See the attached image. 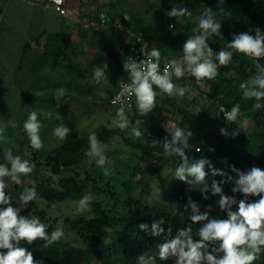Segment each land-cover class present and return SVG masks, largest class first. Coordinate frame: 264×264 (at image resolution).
<instances>
[{
  "label": "trees",
  "instance_id": "obj_1",
  "mask_svg": "<svg viewBox=\"0 0 264 264\" xmlns=\"http://www.w3.org/2000/svg\"><path fill=\"white\" fill-rule=\"evenodd\" d=\"M118 4L115 0H109L102 6L103 11H105V7L108 8L104 20L101 19L100 13L95 15L100 25L108 26L105 30L98 28L99 38L97 44L100 46L99 49L105 50L104 55L113 57L116 63V68L112 74L104 68L110 82L107 86L108 98L102 102V105L107 108L117 109V106L113 105L110 100L116 93L119 79L127 77L122 64L128 56L129 45L136 35L142 34L149 41L150 44L146 48L147 52L152 47L160 50V62L173 59L179 61L183 56L184 43L190 36L196 34L193 29L198 27L199 21L194 19H199L206 8H211L212 15L222 22L224 39L214 36L209 39L208 43L217 54L221 49L232 51V60L226 67L218 69L219 75L215 80H206L209 86L207 94L218 99V106L211 116L197 115L182 109V118L177 122V127L193 132V136L189 139V147L185 149L190 161L195 162L204 158L211 162V167L206 164L204 168L205 172L208 173L206 179L209 184V199L204 200L199 191L188 192L190 186L182 182L174 190L168 186L166 187L168 197L166 196L165 200L169 199V204L140 202L123 211H113L89 184L90 174L86 173L87 178H79L73 173H61L57 168L58 166L54 164V174L60 176L57 182L61 187L59 192L61 198L80 200L85 194L91 193L94 199L90 204L92 210L90 218L80 217L79 219L70 220V224L77 231L78 236L84 240L83 245H75L62 239L51 244L48 248L42 247L44 241L41 240H37L32 245H28L24 241L21 242V246L27 247L29 251L33 252L36 260H43L44 264H92L94 261H99L101 264H137L138 255L144 252L156 254L157 244L162 242L163 237L151 236L150 228L151 224L161 217L166 222L162 227L167 231L170 226L173 236L178 229L191 226L194 238L198 239L196 232L200 225L191 222L189 219L190 209L186 211L184 206L189 195L194 202L205 207L201 212L206 211L207 205L210 204L212 205L210 217L226 218V213L221 212L216 203L218 197L211 195L210 185L212 179H221L219 176L212 177L211 168L222 170L234 178L223 187L226 195L237 200L244 197L240 193L231 191L233 187L237 186L235 180L239 178L237 172L231 170L232 166L245 174L254 166L264 170V107L259 110L255 109L254 104L257 101L255 99H244L243 91L240 88L242 82L250 80V78L261 73L256 68L254 60L228 48V42L232 40L233 33L250 32L254 34V29L260 28L262 34H264V0H225L223 4H218L217 0H174L172 7L186 6L192 12V16L169 18L163 13L155 20L156 16L154 14H152L153 17L148 14L150 12L149 8L146 9V14L140 15L138 11H133L130 8H119ZM126 14L129 16L127 17ZM118 18L126 33L133 35V37L129 35V41L124 44L117 40L118 35L114 24ZM170 24L175 25V27L169 29ZM69 35V32L50 34L44 43L42 54L32 65L31 74L35 78L33 85L39 84L40 93H48L52 89L50 88L52 82L57 81V77H55L49 79L50 83H45L47 72L45 68L50 65L54 71L57 70L59 58L65 56V53L61 51L63 40ZM36 42L40 43L39 39H36ZM27 47H25V50ZM260 63L264 66V60H261ZM22 66L23 63H21V68ZM79 69H77L75 63L71 62L69 69L62 72L61 78L66 79L67 91H70L69 84L78 82L81 73ZM115 75L117 79L111 86V80L114 79ZM57 85L58 83L55 82V86ZM249 87H251V83H249ZM52 90H54L55 95L58 93V90ZM40 93L36 97L37 104L32 111H35L36 106H40L41 102H55L51 96L46 98L45 94ZM163 100L166 101L168 98L163 97ZM259 103L264 104V100L259 101ZM235 104L240 105L241 115L236 123L229 124L224 120L220 108L223 106L226 110H231ZM69 107L70 103L65 102L60 106L57 105L55 109L56 111L66 112ZM134 115L138 117L136 110ZM213 123L217 124L216 129L211 127ZM66 127L71 129L70 135L61 142L55 153L46 152L45 159L47 163L53 160L60 166L80 168L88 151L84 141L88 140L90 133L80 134L75 125L72 124ZM151 128L153 131L151 137L144 135V137L132 140L125 137L126 143L130 146V154L123 148H116L117 150L112 152L111 157L110 153L106 154L111 162L108 168L114 172L111 177L117 185L120 197H125V200L126 195L133 187L135 177L144 170L142 161L151 164L147 159L151 157L156 160L157 164L168 163L170 160L178 164L181 162L177 156L166 158L163 155V142L165 138L170 139V131L168 132V129L163 125ZM221 128L227 130L229 133L227 137L221 134ZM238 129L239 134L233 137L231 134ZM95 132L103 145L110 142L113 136L119 133V130L115 127L104 126ZM198 148L201 151L197 152ZM210 149H214V151H210ZM36 164L41 165V161H37ZM100 176L104 177L105 175L101 172ZM159 177L163 179L161 174ZM33 181L37 187V199L50 201L58 196V189L55 185L49 183L46 178L38 180L33 175L30 182L16 185L13 191L14 198L19 200V193L24 187H30ZM248 199L253 202L258 197H249ZM34 202H31L27 209L22 210L21 214L32 217ZM39 214L41 221L48 225L47 231L51 234L56 229V221L50 217H45V211L43 210L39 211ZM141 223L149 226V232L140 230L139 225ZM157 264H172V261L157 260ZM255 264H264V253L260 254Z\"/></svg>",
  "mask_w": 264,
  "mask_h": 264
},
{
  "label": "clouds",
  "instance_id": "obj_2",
  "mask_svg": "<svg viewBox=\"0 0 264 264\" xmlns=\"http://www.w3.org/2000/svg\"><path fill=\"white\" fill-rule=\"evenodd\" d=\"M60 2L62 0H57V3ZM224 2L225 0H217L218 4ZM212 12L211 8L204 10L199 18L198 27L193 29L196 34L190 36L183 45L182 58L179 61L176 59L168 61L163 73L160 71L161 52L155 47L147 53L141 50L144 58L139 61L132 56L124 59L122 67L128 79L127 82L123 79L118 81L119 91L111 101L113 105H118L116 117L111 121L113 127L121 131L130 129V136L139 139L143 135L144 121L139 118L130 120L126 110L133 107V101L137 116L146 117L157 106V89L161 96H184L185 89L173 83V76L179 79L187 73L199 84L204 80H215L219 75L218 69L226 67L231 62L232 51L221 49L217 54L208 43L214 36L224 39L222 22L214 17ZM165 15L169 18L191 17L192 12L186 6L172 7L165 12ZM101 19H105L104 13H101ZM168 27L172 29L175 25L170 24ZM232 36V40L228 42V48L254 60L256 68L261 73L240 84L243 98L255 99L257 103L254 104V108L259 110L264 107V104L259 103L264 100V66L260 63L264 60V34L260 28H256L254 34L240 32L233 33ZM101 82L105 86L110 83L104 68L96 66L90 83ZM58 92L59 97H63L66 90L61 88ZM220 111L229 124L236 123L241 115L239 104L233 105L231 110L221 106ZM9 126L16 128L18 123L13 120L0 125V139H3L4 132ZM42 127L37 112H30L23 124V129L34 151L44 147L40 136ZM220 132L226 137L229 135L225 128H221ZM70 133L71 129L64 124L53 129V135L61 141L66 140ZM238 134L239 129L231 135L235 137ZM192 136L191 130L173 126L170 139H164L163 155L166 158L179 157L181 162L175 169L174 178L189 185L188 192L199 191L203 199L208 200L209 184L206 179L208 173L204 168L206 164L211 167V162L204 158L195 162L190 161L185 149L189 147V139ZM88 141L89 149L86 155L90 158L89 162L94 160L96 165L103 169L105 176L113 175L114 172L106 167L111 162L94 130L90 132ZM196 151L199 152L201 149L198 148ZM3 160L4 162H0V264H44L43 260L37 261L33 252L27 247L21 246V242L32 245L37 240H41L44 241L42 247L48 248L64 237V229L58 226L49 234L48 225L44 224L39 217L21 214L22 210L27 209L29 204L37 199L36 184L33 181L30 187L23 188L19 193V206H17L13 195L7 191L8 180L15 185H21L22 177L30 175L35 165L19 155H14L11 149L4 153ZM231 170L237 172L239 177L235 180L237 186L231 191L240 193L243 199L237 200L226 195L223 185L234 178L222 170L211 168L212 177H221L220 180L212 179L211 195L218 197L216 203L219 210L226 213V218L210 217L212 209L210 204L207 205L206 211L201 212L198 204L189 195L184 206L186 211L190 209L191 222L200 225L196 232L199 238H194L191 226L178 229L173 236L170 226L167 231L162 227L166 222L161 217L153 222L150 228L151 236L163 237L162 242L157 244L156 254L144 252L138 255L137 264H157V260H171L172 264H255L260 254L264 253V170L255 166L247 174L239 172L235 166H232ZM48 175L53 182L60 179L59 175H54L52 172ZM249 197H258V199L250 202ZM93 199L91 193L82 196L77 202L76 213L90 211ZM234 206H236L235 209ZM139 228L149 232L147 224L141 223Z\"/></svg>",
  "mask_w": 264,
  "mask_h": 264
},
{
  "label": "rangeland",
  "instance_id": "obj_3",
  "mask_svg": "<svg viewBox=\"0 0 264 264\" xmlns=\"http://www.w3.org/2000/svg\"><path fill=\"white\" fill-rule=\"evenodd\" d=\"M108 1L109 0H93V2L82 11L83 14L75 17V23H78V28L75 32L69 29V37L64 38L61 51L65 53V56L59 58L57 70L54 71L50 65H47L45 68V71H47L45 83H50L49 79L57 77V81H53L50 88L55 90L63 88L66 92L63 97H59L58 91L55 95L52 89V91L50 90L48 93L39 92L40 94H45L46 98L51 96L54 98L53 100H55V102L43 100L44 102H41L40 107L36 106L35 110L39 121L43 125L40 131V136L44 143L43 149L34 151L30 147L28 136L25 131L24 144L15 143L11 148L9 147L14 155H19L22 159L29 160L35 165L34 171L30 175L22 177L23 183L30 182L33 175H35L38 180L46 178L49 183L55 185L58 189V196L53 200L47 201L41 198L35 200L32 216L39 217L41 220L39 211H45V217H50L56 221L55 228L58 226L63 227L64 237L61 239L75 245H83L84 240L78 236L77 231L70 224V220L79 219L80 217L90 218L92 216V210L90 207V211L77 214L76 208L79 200L60 197L59 192L61 191V187L58 182H53L48 175L49 172L55 173L53 170L54 164L58 166L57 168L61 173H73L79 176V178H87L88 175H86V173L90 174L88 179L89 184L92 185L93 190L97 191L96 193H98L105 203H108L113 211H123L140 202L148 204H169L170 200H165L166 196L168 197L166 187L168 186L174 190L182 183V181L174 178L175 169L179 165L177 162L170 160L168 163L157 164L154 158L148 157L147 159L151 164L145 161L141 162L144 170L135 177L133 187L130 189L128 195H126L125 200V197H120L117 185L111 175L101 177L100 174L101 172L103 173V169L98 167L94 160L89 162L90 158L87 155L80 168L60 166L53 160L47 163L45 159L46 152L55 153L56 149L61 145L62 141L53 135V129L60 124H64L65 126L69 124L75 125L80 134H89L91 131H97L104 126L113 127L111 121L116 117V108H107L102 105V102L105 101L109 95L107 86H105L103 82L99 84L90 83V81L93 80V69L96 66L106 68L111 74L116 68L113 57L104 55L106 51L99 49L100 46L97 44L99 38L98 28L105 30L108 26L104 24L103 26L100 25L95 15L98 13L101 15V13L106 12L108 8L105 7V11H103L102 6ZM115 1L119 3V8H130L133 11H138L140 15L146 14V9L149 8L150 12L148 14L150 16H152V14L156 16L154 20L174 5V0ZM92 3L93 5L91 6ZM126 16L128 17L129 15L126 14ZM194 20L199 21L198 18ZM73 22L71 23L73 24ZM114 25L116 26V33L118 35L117 40L123 44L129 41L130 34L126 33L119 18ZM71 62L76 64L77 69L80 68L79 70H81V73L79 74L78 82L69 84L70 91H67L66 79H62L61 77L63 74L62 72L69 69ZM59 77L60 79H58ZM116 79L115 75L114 79L111 80V86ZM172 80L178 87H183L185 89L184 96H161L159 95L158 89L157 106L146 117L139 118L144 121L142 137H144V135L146 137H151L153 133L151 127L157 125H163L168 129V132L170 131L171 133L173 126L177 127V122L182 118V109L197 115L211 116L217 108L218 99L208 96L207 91H209V86L206 80L198 84L195 78L187 73L179 79L173 76ZM86 81L88 82L85 84L84 82ZM55 82L58 83L57 86H55ZM36 89H39V84H36V86L33 85V88H29L30 98ZM163 97H167L168 100H163ZM65 102L70 103L69 109L66 112L56 111V106H60ZM134 109V106L130 109H126L129 119L133 121L138 118L134 115ZM211 127L216 129L217 124L213 123ZM118 130L119 133L113 136L110 142L102 145L105 153H110V157L113 154L112 152L117 150L116 148H123L126 149L129 154L131 153L130 146H128L125 141V137L129 140L134 139V137L130 136V129L125 131ZM2 140L4 143L8 140L6 133ZM19 140L22 142L24 139L19 138ZM84 142L89 149V141L85 140ZM7 147L8 146L4 144L3 148L7 149ZM37 161H41V165H37ZM109 165L110 163L107 164L106 167H109ZM160 174L163 179L159 177ZM8 184L9 188L7 191L13 195L16 185L10 180H8ZM14 201L17 206H19V200L14 198ZM198 206L200 211L205 209L201 204ZM92 264L101 263L99 261H94Z\"/></svg>",
  "mask_w": 264,
  "mask_h": 264
},
{
  "label": "crops",
  "instance_id": "obj_4",
  "mask_svg": "<svg viewBox=\"0 0 264 264\" xmlns=\"http://www.w3.org/2000/svg\"><path fill=\"white\" fill-rule=\"evenodd\" d=\"M91 2L68 0L69 16H63L48 5V0H0V125L13 120L18 123V127L9 126L5 130L6 143L0 139V162H4L3 156L9 147L24 144L23 124L41 91L36 89L30 98L29 88H33L35 79L31 67L42 54L45 41L53 33L69 29L75 32L78 28L75 17L83 14ZM19 138L24 140L20 142ZM4 144L7 149L3 148Z\"/></svg>",
  "mask_w": 264,
  "mask_h": 264
},
{
  "label": "built area",
  "instance_id": "obj_5",
  "mask_svg": "<svg viewBox=\"0 0 264 264\" xmlns=\"http://www.w3.org/2000/svg\"><path fill=\"white\" fill-rule=\"evenodd\" d=\"M67 1L68 0H62V2L57 3V0H48V2H49L48 5H50L58 14L65 16L68 14ZM104 15H105V13H104ZM131 37H133V35ZM149 44H150L149 41L142 34L136 35L135 39L129 45V53H128L127 57L132 56L137 61H139L140 59H143L144 56H143L141 50H143V52L147 53L146 48L149 46ZM127 57H126V59H127ZM167 62H168L167 60L164 62H160L161 73H163L165 64ZM121 79H123L127 82L128 77H124ZM121 79H119V80H121ZM118 91H119V85L117 84L116 93ZM116 93H115V95H116ZM114 96L111 97L110 101H112ZM115 106L118 107V105H115ZM133 106H134V101H133Z\"/></svg>",
  "mask_w": 264,
  "mask_h": 264
}]
</instances>
